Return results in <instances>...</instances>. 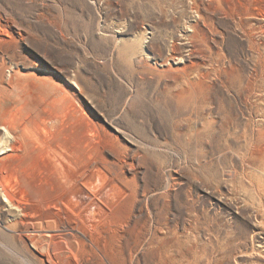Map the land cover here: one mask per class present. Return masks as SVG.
I'll return each instance as SVG.
<instances>
[{"label":"rangeland","instance_id":"1","mask_svg":"<svg viewBox=\"0 0 264 264\" xmlns=\"http://www.w3.org/2000/svg\"><path fill=\"white\" fill-rule=\"evenodd\" d=\"M199 5L225 21L210 28L218 43L208 42L210 52L188 57L187 47L199 44L191 37ZM0 7L20 25L9 30L20 61L4 57L0 71L13 92L3 107L32 102L39 114L53 112L41 128L88 157L100 126L128 150L111 140L98 150L116 153L132 193L124 215L132 214L131 227L138 221L129 243L116 233L117 264H156L163 251L178 253L179 264H264V195L259 203L255 188L240 183L239 164L217 133L187 132L194 108L215 117L216 109L226 115L241 106L257 52L264 57V22L251 18L264 0H0ZM252 28L251 41L243 30ZM254 174L248 170L256 184ZM9 224L0 202V264H33ZM175 233L179 246L163 249Z\"/></svg>","mask_w":264,"mask_h":264},{"label":"bare ground","instance_id":"2","mask_svg":"<svg viewBox=\"0 0 264 264\" xmlns=\"http://www.w3.org/2000/svg\"><path fill=\"white\" fill-rule=\"evenodd\" d=\"M209 10L203 5L195 10V33L191 37L196 36L199 44L192 43L187 47L188 57L194 54L202 57L206 51L210 52V41L218 44L210 37L211 32H215L210 28L225 18ZM251 15L253 20L264 22V10ZM18 26L0 7V71L5 66L4 57L12 63L20 61L13 45L14 37L9 31L11 27ZM240 26L244 29L249 24L240 22ZM253 28L243 30L250 40L252 31H255ZM259 29L261 31L262 26L257 27ZM166 60L165 63L162 61L161 67L169 64ZM252 76L250 83L240 88L239 96L243 102L237 112L231 110L224 115L225 112L216 109L213 117L210 111L200 114L204 110L199 112L200 108H194L193 115L188 118L192 126L188 125L187 132L191 139L202 133H217L227 150L233 151L239 164L240 183L245 181L254 187L259 203H262L264 57L259 52ZM2 84L0 75V202L12 223L4 229L18 230L17 242L33 264H117L114 254L116 233L122 230L128 238L125 243H129V235L138 221L131 227L132 214L124 215L129 211L132 193L126 171L121 168L116 153L98 150L100 143L110 140L124 152L128 150L119 145L117 136L100 126L97 141L91 143L88 157L76 146L71 147L66 138L59 136L60 132L50 137L41 128L40 122L44 124V120L55 118L53 112L43 110L39 114L32 102L5 109L6 97L10 98L13 92ZM197 124H200L199 128H195ZM182 134L177 131V136ZM99 160L107 167H100ZM249 169L255 173L256 184L254 177L248 175ZM231 176L226 175L228 178ZM123 215L120 223L112 222ZM141 237L144 239L143 233ZM155 237L154 232L148 237V244H152ZM177 246L179 237L176 233L171 241L162 244L165 250ZM179 263L178 253L163 251L156 264Z\"/></svg>","mask_w":264,"mask_h":264}]
</instances>
